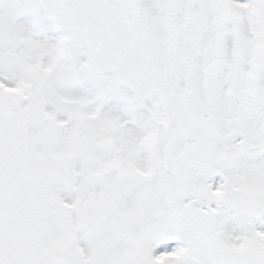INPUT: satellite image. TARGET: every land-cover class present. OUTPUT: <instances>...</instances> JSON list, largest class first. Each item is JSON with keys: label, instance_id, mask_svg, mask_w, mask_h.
I'll return each mask as SVG.
<instances>
[{"label": "snow or ice", "instance_id": "snow-or-ice-1", "mask_svg": "<svg viewBox=\"0 0 264 264\" xmlns=\"http://www.w3.org/2000/svg\"><path fill=\"white\" fill-rule=\"evenodd\" d=\"M0 264H264V0H0Z\"/></svg>", "mask_w": 264, "mask_h": 264}]
</instances>
